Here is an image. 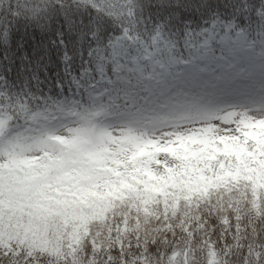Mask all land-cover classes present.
Segmentation results:
<instances>
[{
  "label": "trees",
  "instance_id": "16d2710c",
  "mask_svg": "<svg viewBox=\"0 0 264 264\" xmlns=\"http://www.w3.org/2000/svg\"><path fill=\"white\" fill-rule=\"evenodd\" d=\"M238 42L264 57V0H0L4 129L14 134L34 116L57 119L85 102L74 109L82 124L106 115L144 123L164 119L179 95L175 112L184 118L211 89L166 79L162 95L150 82L174 79L184 64L219 78L218 61L257 80L249 63L233 61ZM184 199L176 210L164 197L123 200L73 249L0 236V264H20L23 254L25 264H264V192L243 181Z\"/></svg>",
  "mask_w": 264,
  "mask_h": 264
},
{
  "label": "rangeland",
  "instance_id": "374dc122",
  "mask_svg": "<svg viewBox=\"0 0 264 264\" xmlns=\"http://www.w3.org/2000/svg\"><path fill=\"white\" fill-rule=\"evenodd\" d=\"M235 47L233 61L249 63L257 80L218 61L219 78L185 64L174 79L165 74L150 82L162 95L166 79L208 85L211 95L195 99L184 118L175 112L181 95L163 107L164 119L138 124L107 115L82 124L72 109L53 120L34 116L12 134L0 112V236H25L56 252L80 245L90 224L117 212L123 200L164 197L176 210L182 198L243 181L251 192H264V57L239 42ZM157 129H167L165 136Z\"/></svg>",
  "mask_w": 264,
  "mask_h": 264
},
{
  "label": "clouds",
  "instance_id": "9594fccd",
  "mask_svg": "<svg viewBox=\"0 0 264 264\" xmlns=\"http://www.w3.org/2000/svg\"><path fill=\"white\" fill-rule=\"evenodd\" d=\"M88 107H89V105L87 104V102H85L82 105H66L67 109H75L77 112H83L84 109H86ZM73 123H76V121H73ZM166 132H167V129H157L156 130L157 135L161 136V137L165 136ZM173 223H174L175 227H177V228L179 227V223L178 222L173 221ZM155 239H159L161 241V243H163L164 242L163 233H161L160 236L155 237ZM181 239H182V237H181ZM165 251H166V249H165ZM18 259L20 261V264H25V261L28 259V257H27L26 254H23Z\"/></svg>",
  "mask_w": 264,
  "mask_h": 264
}]
</instances>
